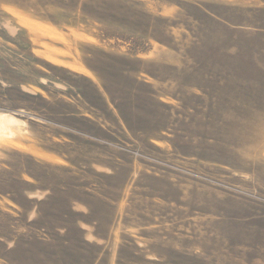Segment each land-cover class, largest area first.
<instances>
[{
    "label": "rangeland",
    "instance_id": "rangeland-1",
    "mask_svg": "<svg viewBox=\"0 0 264 264\" xmlns=\"http://www.w3.org/2000/svg\"><path fill=\"white\" fill-rule=\"evenodd\" d=\"M3 114L0 264H264V0H0Z\"/></svg>",
    "mask_w": 264,
    "mask_h": 264
},
{
    "label": "bare ground",
    "instance_id": "bare-ground-1",
    "mask_svg": "<svg viewBox=\"0 0 264 264\" xmlns=\"http://www.w3.org/2000/svg\"><path fill=\"white\" fill-rule=\"evenodd\" d=\"M31 23V22H30ZM4 115V114H3ZM18 120V119H17ZM16 119H15V117H13V116H0V136L1 135H6L7 133L6 132H8L9 133V128L11 129V128H13V127H10L9 125H12V124H14V123H17L18 121H17ZM19 127H20V124H19ZM18 127V128H19ZM21 129V128H20ZM14 130V129H13ZM12 133V132H11ZM17 133V132H16Z\"/></svg>",
    "mask_w": 264,
    "mask_h": 264
}]
</instances>
